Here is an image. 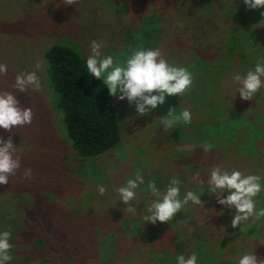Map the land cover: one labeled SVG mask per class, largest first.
I'll use <instances>...</instances> for the list:
<instances>
[{"label":"rangeland","instance_id":"rangeland-1","mask_svg":"<svg viewBox=\"0 0 264 264\" xmlns=\"http://www.w3.org/2000/svg\"><path fill=\"white\" fill-rule=\"evenodd\" d=\"M79 1H82L83 7L78 2L75 3V0H71V4L69 0H0V11L7 18L19 20L23 19L22 15L25 12H32L29 20L34 23L30 24L29 21L27 25L34 29L33 41L39 39L37 44H40L42 38L38 34L42 33H45L44 38L49 40L40 49L36 46L37 51L62 40L73 44L72 40H74L80 46L79 50L84 60L89 54L90 44L95 41L101 45L102 55H112L114 61L123 62L134 49L157 48L161 56L170 64L187 67L191 56L185 55L181 49L178 50L177 42L182 44L181 47L203 46L212 42L217 34L216 30L214 33L202 34V27L204 28L206 23L198 12L190 16V20L187 19L183 8L188 10L194 4V0H167L165 6L156 13L161 18H150L146 22V19L139 22L128 15L113 17L105 10L96 16H89L86 0ZM200 1L206 6L213 4V0ZM214 1L213 9L219 23L224 15L231 16V10L237 8L239 0ZM160 5H163L162 2ZM229 5L233 8L228 9ZM78 8L82 9L81 12H76ZM261 12H264V8L253 10L243 5L238 9L235 19L234 14L230 17L232 18L229 30L231 40L240 43L243 38L248 37L252 42L250 49L255 55L250 53L249 57H264V21H261L264 20V16H261ZM215 18L216 16L212 15L208 23L217 24ZM37 21L38 26L35 25ZM141 23L145 25V29L141 28ZM54 26L55 28L65 27L64 29L70 33H62L55 37ZM221 26L227 28L229 24L223 23ZM213 27L216 29L217 25ZM18 47L25 51V56L27 51L30 52L25 46ZM235 51L237 52V49H233V52ZM0 53H3L0 55V61L11 65L14 56L9 55V50L0 46ZM200 53L199 49V55ZM235 63L233 61L231 67L233 72L228 73L227 78L222 80L212 100L216 99L217 103L222 104L215 105L223 108L224 115L241 121L246 117L251 127L235 138L230 136L233 133L230 129L228 133L218 131L217 136L210 138L206 143L211 145L212 142V148L219 150L218 143L225 141L226 146L229 138L238 140L239 145L243 147L248 145L249 141L250 143L256 140L261 141V148H254L252 153L248 154L247 160H240L236 153L237 160L228 153L212 154L209 152L210 148L206 147L207 151H204L202 147L203 151L200 150V154L197 155L196 146L187 136H174L173 130H164L160 125L161 117L166 115L170 108H175L174 111L179 112L178 105L172 102L165 100L167 105L158 106L146 116H137L134 104L129 105L126 100L120 101L116 98L119 104L118 114L122 132L120 143L97 159H82L68 151L67 137L60 124L61 115L49 105L52 98L49 97L46 87H41L39 91L34 90L39 92V95L47 97L40 103L42 121L48 125L57 126L59 130H56V136H51V143H41L30 136L22 140H13V138H19L18 130L10 134L9 137L14 146H17L15 156L18 157L27 152L28 157V152L32 151L30 153L36 155L34 160L40 164L41 161H45L47 164L42 167L34 164L35 168L31 170L30 178L23 175L24 169L20 171L17 169L9 176L8 186L5 189L0 187L2 188L0 189V227L11 226L16 219L9 215H19L23 212L20 199H17L18 193L10 189L24 193L27 197L28 200L24 199L26 215L32 209V199L30 195L28 197V191L35 186L38 190H43L40 192L49 191L56 205L70 211L73 221L87 218L89 224L88 230L85 231L86 238L92 243L90 249L93 252L92 260L96 261L95 264H175L177 255L187 256L193 251L197 253L198 264H236L240 254L253 250L254 254L255 251L260 252L259 257L255 254L258 260H264V246H262L264 244H256L253 241L255 235L259 238L264 237V233L261 232L264 227V217L246 221L243 232L239 231V226L233 229L230 226L233 210L224 208L221 214L222 206L216 210V199L207 194V191L200 196L204 209L189 202L169 222L152 224L143 221L144 206L158 199L173 177L180 181L181 197L186 190L198 191L201 187L206 188L208 172L214 166H220L228 171L235 169L245 174L260 175L264 183V166H262L264 163V91L258 92L253 97L255 102L249 100L250 111L245 114L244 105L248 100H242L239 97L236 86L231 80L233 74H243L245 71L243 72ZM22 97L23 95L16 96L18 100ZM26 98L31 99L30 102L32 101L33 105L40 102L36 96L25 94ZM180 102L183 103V99H180ZM204 108L200 104L199 110ZM257 112L258 114H253ZM204 115H208V112L204 111ZM247 119L243 125L246 124ZM190 129L191 127H187L184 131ZM258 133L261 134V140L256 138ZM235 144L234 148L237 149L236 141ZM259 150L260 152H257ZM254 162L258 164L255 165ZM20 172L23 177L16 183L15 180L19 178ZM137 173L144 177V184L138 187L136 197L126 206L118 201L117 192L129 178H134ZM149 181L155 183L156 193L148 191ZM98 185L104 186L103 195L98 194ZM255 199L257 208H264V191ZM129 207L134 208L135 212L128 211ZM167 225L168 231L165 230ZM114 232L115 234H112ZM127 233L137 234L140 239H134V242L131 241L124 246L113 247V237H117L118 241L124 240ZM14 258L12 256L9 264H12Z\"/></svg>","mask_w":264,"mask_h":264},{"label":"trees","instance_id":"trees-1","mask_svg":"<svg viewBox=\"0 0 264 264\" xmlns=\"http://www.w3.org/2000/svg\"><path fill=\"white\" fill-rule=\"evenodd\" d=\"M166 1L86 0V5L89 10V16H96L105 10V12H109L113 17L128 15L139 22L146 19V22L150 18H161L156 13H158L160 8L165 6ZM76 2L83 7L81 5L82 1L75 0ZM160 2L163 5H160ZM193 3L188 10L182 7L186 12L187 19L190 20V16L198 12L206 23L204 25L205 29L202 27V34L214 33V30L217 31V34L208 45L181 47L182 44H179V42L176 44L179 48L178 50L181 49V52L185 55L191 56L187 67H183L191 73L192 84L185 90L182 96H174L175 98L172 96L169 98L168 96L166 100L172 102L174 105H178L179 112L182 109H188L192 114V120L187 125L180 122L171 130L174 131V136H187L196 146L197 155L200 154V150L201 152L203 151V147L204 151L206 148H210L211 151L209 152L212 154L222 155L228 153V155L232 154L236 160L237 157L240 160H247L248 154L252 153L254 148H261V141L256 140L251 143L249 141V144L243 147V145H239L238 140L229 138L230 140L226 142V146L224 145L225 141L218 143L219 150L212 148V142L211 145L206 143L210 138L216 137L218 131L228 133L230 129L233 132L230 136H234L235 138L240 136L241 132H245L251 127L246 117L241 121L224 115L223 108L215 105L222 104L220 102L217 103L216 99L212 100L218 87L221 86L222 80L227 78L228 73L233 72L231 70L233 61L236 62L235 64L243 72L257 61L258 57H249L250 53L252 55H255V53L250 49V43L252 42L249 41L248 37L243 38V41L240 43H235L230 38L229 30L232 24V18L230 17L234 14L235 19L238 9L244 4L242 0H239L237 8L231 10V16L224 15L223 19L218 23L217 14L213 9L214 0L213 4H208L207 6L203 5L200 0H194ZM229 8L233 7L229 5ZM76 10V12H81L82 9L78 8ZM31 14V11H27L22 15L23 19L19 20L7 18L0 11V46L6 47L9 50V55L14 56L11 65H8V70L0 75V92H11L15 96L23 95L22 99H17L20 106L28 107L32 110L30 124L13 127L10 130L0 129V140L7 139L15 130H18L20 133L19 138H13V140H22L30 136L41 143H51V136H56L55 133L58 127L43 122V117L40 115L42 114L40 107L41 100L47 97L39 95V92L31 89L26 90V96H36L40 100L38 104L35 103L33 105L32 101L30 102L31 99H25V94L14 88L15 77L18 73L35 71L40 79L41 87H46L50 95L49 97L52 98L49 105L61 115L60 124L67 137L68 151L82 159H97L113 148H116L121 141L122 132L118 114L119 104L115 100V97L108 95L102 81L92 78L87 72L84 67L85 60L79 50L80 46L74 40H72L73 44L62 40L39 51L40 47L47 44L49 40L45 39V33H42L41 35L38 34L42 38L40 44H37L39 39L33 41L34 29L29 28L27 25ZM212 15L216 16L215 21L217 24L208 23L211 21ZM39 19L41 20V17ZM32 23L34 22L30 21V24ZM38 23L37 21L35 25L38 26ZM223 23H227L229 26L223 28L221 26ZM67 24L69 25L68 21ZM140 25L142 29H145L143 23ZM215 25H217L216 29L213 27ZM64 28H55L54 26L53 32L55 37L62 33H70ZM19 45L27 47L30 52L27 51V55L25 56V51L19 48ZM36 46H39L38 51L35 49ZM197 47L201 51L200 55ZM233 49H237V52H233ZM2 54L0 53V55ZM37 64L40 66L39 69L36 68ZM263 91L261 89L258 92ZM180 99H183V103L180 102ZM251 100L256 101L255 99ZM167 101H165V105H167ZM200 104L205 107L203 110H199ZM250 106L251 103L248 100L244 105L245 114L250 111ZM204 111L208 112V115H204ZM179 112H175V114ZM253 114H258V112ZM39 115L40 120L38 119ZM246 119L247 122L243 125ZM187 127H191V129L184 131ZM256 138L261 140V134ZM235 141L238 144L237 149L234 148L236 145ZM30 152H28V157L27 152L18 156L20 161L19 171L21 169L34 170V164H39L41 167L47 164L45 161H41L40 164V162L34 160L36 155H32ZM257 152H260V150ZM254 164L257 165L258 163L254 162ZM262 166H264V163ZM22 177L20 172V176L16 178L15 182L18 183ZM7 186V184L0 185L4 189ZM44 186L48 187L47 185ZM10 190L18 193L17 199H20V207L23 210L19 215H9V217L16 219L11 226L0 227V230H7L11 233L10 243L12 244V248L10 249V254L15 257L12 264H95L96 261L92 260L91 254L93 252L90 249L92 243L86 238L87 233L85 231L88 230L87 226L89 224L87 223V218L73 221L74 219L71 218L72 214L70 211L56 205L49 191H46V193L40 192L43 190H38L35 186L28 191V197L30 195L32 199V209L25 215L24 207L26 203L24 199L28 200L27 197L24 193ZM215 207L218 210L221 205L216 203ZM165 230L168 231V225ZM261 232L264 233V227ZM112 234H115V232ZM124 237V240L120 241H118L117 237H113V247L124 246L130 244L131 241L134 242V239H140L134 233L132 235L131 233H127ZM253 241L256 244H264V237L259 238L255 235ZM259 253V251H255L258 257Z\"/></svg>","mask_w":264,"mask_h":264},{"label":"clouds","instance_id":"clouds-1","mask_svg":"<svg viewBox=\"0 0 264 264\" xmlns=\"http://www.w3.org/2000/svg\"><path fill=\"white\" fill-rule=\"evenodd\" d=\"M242 3L247 9L264 8V0H242ZM261 16H264V12H261ZM100 49L101 45L95 41L90 44L84 67L92 78L102 81L110 97L126 100L129 105L134 104L137 116L148 115L163 105L168 96H182L192 84L191 73L184 67L170 64L157 48L134 49L123 62L114 61L112 55H102ZM39 67L37 64L36 68ZM7 70L8 65L0 62V75ZM231 80L242 100L253 99L259 90L264 89V57L257 58L253 67L243 74H233ZM40 87V79L35 71L21 72L15 77L14 88L19 92L29 89L39 91ZM174 110L175 108H170L161 117L160 125L164 130L172 129L180 122L185 125L191 123L192 114L188 109H182L178 114ZM31 120V108L21 107L11 92H0V129L21 127L30 124ZM16 148L11 137L0 140V185L7 184L9 176L20 167L19 158L14 155ZM23 175L30 178L32 172L25 169ZM143 184L144 177L139 173L134 178H129L118 189V201L127 206L136 197L138 187ZM179 184L180 181L173 177L159 198L144 206V222H169L189 202L204 209L200 196L205 191L214 196L216 203L222 206L221 214L224 208L233 210L230 221L233 229L239 226V231L243 232L246 221L264 217V208H257L255 199L264 191L260 175L245 174L235 169L228 171L214 166L208 172L206 188L201 187L198 191L186 190L181 197ZM147 189L151 193L157 192L155 183L151 181L148 182ZM97 192L103 195L104 186L98 185ZM128 211L135 212V209L129 207ZM10 239L9 231L0 230V264H9L12 259ZM175 264H198L197 253L193 251L187 256L177 255ZM236 264H264V260H258L253 250L240 254Z\"/></svg>","mask_w":264,"mask_h":264}]
</instances>
